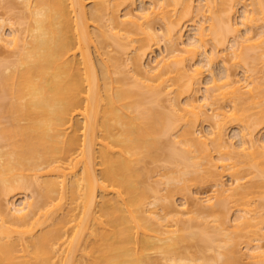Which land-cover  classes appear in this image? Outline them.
<instances>
[{
  "label": "bare ground",
  "instance_id": "6f19581e",
  "mask_svg": "<svg viewBox=\"0 0 264 264\" xmlns=\"http://www.w3.org/2000/svg\"><path fill=\"white\" fill-rule=\"evenodd\" d=\"M21 1L5 3L23 10L24 27L9 19L8 34L0 18L10 54L0 60V264H158L155 249L163 264H243L241 239L264 264L254 200L264 198V84L253 70L264 63V0H244L240 21L241 0ZM254 37L251 57L242 43ZM146 158L166 162L157 187L138 168ZM211 182L212 195H192ZM178 193L184 213L191 204L209 217L189 238L201 256L173 249L188 240Z\"/></svg>",
  "mask_w": 264,
  "mask_h": 264
},
{
  "label": "rangeland",
  "instance_id": "374dc122",
  "mask_svg": "<svg viewBox=\"0 0 264 264\" xmlns=\"http://www.w3.org/2000/svg\"><path fill=\"white\" fill-rule=\"evenodd\" d=\"M3 1H4V4H3ZM3 1H0V18H2V19H4V21H5V25H4V29L6 30L5 32H7L8 34L10 33V26H11V23H10V20H11V22H13V23H15L16 25L14 26L15 28H17L18 26V28L17 29H20V28H22V27H24V25H22V26H20L19 25V23H20V19H19V21H17L18 19V16H19V14L18 13H22V11L23 10H20L21 12H19V10H12L11 11V9H9L10 7L8 6V4L7 3H5V2H7V0H3ZM21 0H19V2H20ZM242 2H241V4H239L236 8L238 9V11H237V14H236V16H237V18H238V21H240L241 19H242V16H241V14L243 13V10H244V8H241V7H243V4L245 3L246 4V2H247V0H246V2H244V0H241ZM2 2V3H1ZM22 2V1H21ZM249 2V1H248ZM243 3V4H242ZM18 4H20V3H18ZM195 6L197 7H199V6H202L203 4H204V1L203 0H195ZM89 5H91V4H89ZM9 7V8H8ZM20 7V6H19ZM22 8V7H21ZM21 8H19V9H21ZM168 9L173 13L174 11H173V9H174V7L172 6V5H170L169 7H168ZM18 12V13H17ZM18 15H17V14ZM14 14H16V16H14ZM241 18H239V17ZM16 17V18H15ZM10 19V20H9ZM17 19V20H16ZM194 19H196V17H194ZM201 19H202V16H201ZM16 20V21H15ZM17 22H18V24H17ZM1 23V22H0ZM255 26V28L253 27V29L254 30H256L257 28L259 29V27L260 26H258V25H254ZM258 26V27H257ZM261 28V27H260ZM3 29V30H4ZM257 29V31L258 32H260V30L261 29H259L258 30ZM160 30V29H159ZM253 30V32H257V31H254ZM161 32V31H160ZM257 32V33H258ZM255 34V33H254ZM258 37H260V36H258ZM256 38V37H254V38H252L251 39V41L249 40V41H246V43L249 45V46H247V44H245V42L244 43H242V47L244 48H242L241 47V49H243V50H247V51H250L249 53H250V55H251V57H255V56H257L256 55V53H255V51H258L256 48L258 47L257 45H260L261 44V42H263L262 40H264L263 38H260L261 40H260V42H259V38ZM254 39V40H253ZM255 39H257V41L260 43V44H254L255 43ZM256 41V43H258ZM210 44V43H209ZM209 44H208V47H210L211 48V46L212 45H210L209 46ZM251 45V46H250ZM241 46V45H240ZM257 46V47H256ZM251 47V48H250ZM253 47H255V48H253ZM260 47V46H259ZM258 47V48H259ZM2 48V49H1ZM5 48L4 47H1V44H0V60L3 58V60L5 59V56H9L10 54H8L9 52H8V49L6 48L5 50H4ZM113 48H111V49H109V50H112ZM164 49V48H163ZM162 49V50H163ZM209 49V48H208ZM256 49V50H255ZM162 50L160 51H158V50H156V52L154 53L155 55H153V57L155 58V56H158V57H160L161 56V52H162ZM2 51H4V52H2ZM230 52V51H229ZM229 52H227V54L230 56V54H229ZM113 53V52H112ZM163 53H164V50H163ZM230 53H232V51L230 52ZM258 53H259V51H258ZM257 53V54H258ZM117 54V53H116ZM226 56H225V55ZM223 55H221V56H224V57H229L226 53H224ZM118 55V54H117ZM160 55V56H159ZM149 57H152V55L151 56H149ZM149 57L147 58V59H149ZM13 58V57H12ZM12 58H9V59H12ZM124 58H126L125 56H124ZM226 58V59H227ZM232 58V57H231ZM150 60L152 61V62H150ZM150 60H146L145 61V63H149V65H154V63L155 62H153V59L152 58H150ZM229 62H228V64L231 66L233 63L231 62V60H233V59H231V60H229V58L227 59ZM149 61V62H148ZM234 61V60H233ZM252 61V60H251ZM255 61H257L258 63H259V65H255V67L256 66H258V67H256V68H254L253 66L254 65H252V64H257ZM255 61H253V62H251V65H252V67L254 68H252L253 70H256V72H257V75H259L258 77L260 78V80H258L259 82H261V85H263L264 84V78H261L262 76L264 77V63H262V62H260V60H255ZM251 65H250V67H251ZM260 65H262V67L260 66ZM236 66H238L239 67V65H237V64H234V65H232L230 68L232 69V71L234 72V73H237L236 75H237V78L239 77H243V73H242V69H240V67L239 68H237ZM263 68V69H262ZM259 70H260V73H258L259 72ZM256 72L254 71V72H252L253 74L255 73L256 74ZM131 76L133 75L132 74V72L131 73H129ZM254 74V76L252 75V77L255 79L257 76ZM129 75V76H130ZM261 76V77H260ZM252 77H250V80H251V78ZM203 78H205V77H203ZM259 78H256V79H259ZM255 79V80H256ZM253 80V79H252ZM263 83V84H262ZM244 85H246V84H244ZM252 86V85H251ZM201 88H202V90H201V95H203L204 94V92H205V85L203 84V86L201 85ZM247 89H249V87H247ZM246 89V90H247ZM204 91V92H203ZM247 95V94H246ZM200 96V95H199ZM250 95H247V97H249ZM246 97V98H247ZM249 102H250V104L252 103V99H250V98H248L247 99ZM248 101H246L245 100V105H249V102ZM244 105V106H245ZM250 106V105H249ZM162 108H163V110L164 111H169L168 109V106L164 103L163 104V106H162ZM250 108V107H249ZM253 107H252V109H250V110H252L253 111ZM250 110H249V112H250ZM252 111L249 113V114H251V115H254L255 114V112L252 114ZM256 111V110H255ZM24 123V122H23ZM203 123V122H202ZM208 123L209 122H204V124H201L200 125V127L203 129V131H208ZM234 123V124H233ZM233 124V125H232ZM232 126L230 127V129H229V131L227 132V138L228 137H230L229 139L231 140V138H232V142L233 143H235V142H238L239 141V137H237L236 136V133H234V132H236V131H234V130H237V126H238V128H239V126L241 127L242 125L241 124H239V125H236V124H238V123H236V121L235 122H233L232 121ZM234 125H236V126H234ZM263 127V128H262ZM262 127H260V129H258L257 130V132L260 130L261 132V134H262V136L264 135V126H262ZM231 130V131H230ZM262 131H263V133H262ZM234 133V134H233ZM259 133V134H260ZM260 134V135H261ZM234 137H237L236 139L234 138ZM171 138L172 137H168V138H163V139H165L167 142H169V146L167 147V148H169V149H172V148H174L175 146H173V147H171V145H170V140H171ZM236 144V143H235ZM173 145V144H172ZM235 147H237V145H235ZM6 149V148H5ZM163 147L160 149V150H162L163 151ZM236 149V151H238L239 150V148H235ZM160 150H159V152H160ZM160 154L162 155L163 154V152H160ZM236 154H239V153H237L236 152ZM216 156V155H215ZM239 156H240V154H239ZM241 156H242V158H244V154L242 155L241 154ZM166 162H164L163 161V159H161L160 161L158 160V161H153V160H151V159H149V158H146L145 160H143V162L142 163H140L139 165H138V168H139V170L140 171H142V172H145V176H146V184L148 185V186H150V187H157V185L159 184L158 182H160V181H158V180H161V181H163V179L162 178H166L165 177V171L166 170H164V167L166 166V164H165ZM168 165V164H167ZM166 168H168V167H166ZM165 168V169H166ZM169 169V168H168ZM167 169V175L166 176H168V175H170V173H169V170ZM159 175V176H157V175ZM225 178L223 179L225 182H226V184L227 183H232V181H231V177L230 176H224ZM211 184H213L212 182L209 184V183H206L205 185H198V186H191L192 188H191V192L193 193L192 195H194L195 194V192H197V190H199L198 191V196H200V195H204V196H206L207 194L206 193H208V195L210 194V195H212V192H213V190H215V189H213V188H215V187H213V185H211ZM163 188H164V185H162V184H160ZM229 185V184H228ZM159 186V185H158ZM162 188V189H163ZM166 188V187H165ZM213 189V190H212ZM204 191V192H203ZM163 192H165L166 193V191H162V193ZM200 192V193H199ZM211 192V193H210ZM256 193H258V195L256 194ZM260 194H263L261 191H259L258 190V192L257 191H255V197H256V199L254 198V200H256V205L258 204L260 207H259V209H264V198H262L261 196H259ZM195 195H197V194H195ZM254 196V195H253ZM21 197H22V195H21ZM21 197H20V195L18 196V197H16V201H17V203H20L19 202V200L21 199ZM264 197V196H263ZM1 199V198H0ZM189 199V201H191L190 200V198H188ZM174 200L176 201V205H177V209L178 210H180L179 212L181 213V214H183V215H181L180 213H179V217H180V219L182 218V221H181V224H182V226L184 225L185 226V228H186V230H183V231H181L180 232V235H183L184 237H187L188 238V240H186V241H182L181 243H179L175 248H173L174 250H175V252H176V255L177 256H179V257H190V256H194V257H198V256H201V254L200 253H198V250H200V247H204V245H202V242H199V241H197V240H193V239H189L190 237L192 238V236L194 235V233H199L200 232V230H202L205 226H206V223L204 222V221H206L205 219H208L209 217L207 216V214H203V211H204V209H203V211L201 212V210L198 212V213H196L195 212V208H192L191 206H193V205H191V204H189V203H187V204H189L188 205V207H189V209L190 210H193V212H192V214H190V215H187L186 213H184V208H180L181 206H182V203H184V197H183V195L181 196L179 193L176 195V196H174ZM4 200H2L1 199V202L4 204V202H3ZM204 205H206V203H204ZM203 205V206H204ZM255 205V206H256ZM257 205V206H258ZM179 206V207H178ZM234 209V208H233ZM232 209V211H231V213H230V216H232V217H230V219H232L234 216H235V209L233 210ZM183 211V212H182ZM162 212V211H161ZM167 211L165 210V211H163L162 213H166ZM206 212V211H205ZM204 212V213H205ZM191 213V212H190ZM234 213V214H233ZM237 213V212H236ZM193 214H195L194 216H192ZM198 215V216H197ZM168 217H169V219L168 220H170L172 217H174V214L172 213V215L170 214V215H168ZM207 217V218H206ZM174 218H177V216H175ZM210 220V219H209ZM170 221H172V219L170 220ZM190 221V222H189ZM211 226L213 227L214 225H212L211 224ZM212 227H210L209 228V225H208V231H209V229H210V231H211V228ZM205 229V228H204ZM231 230H232V228H230ZM229 229V230H230ZM213 230V229H212ZM211 234V233H210ZM222 236V235H221ZM223 237V236H222ZM263 242V241H262ZM262 242H260L261 244H262ZM240 244H239V246H238V249L241 251V253L240 254H243V256L241 255L240 256V259L242 260V263L243 264H250L251 262V264H253V261L252 260H250L249 259V257H247L248 256V252H247V248H246V246H247V241L245 240V239H241V241L239 242ZM263 244H264V242H263ZM202 245V246H201ZM160 249V248H159ZM156 250H158V249H155V251L154 250H152L151 252H149L151 255V257L153 258V259H156V260H158V264H163L164 263V261H165V259H163V258H160L161 256L163 257V255H161V253H160V251H162V250H158V251H156ZM214 250H215V248H214ZM243 252V253H242ZM246 253V254H245ZM163 254V253H162ZM216 254V253H215ZM214 251L213 250H205V253H204V255L206 256V258L208 259V260H212L213 258H214ZM160 258V259H159ZM213 264H216V263H214L213 261H211ZM200 263H203L202 261L200 262Z\"/></svg>",
  "mask_w": 264,
  "mask_h": 264
}]
</instances>
